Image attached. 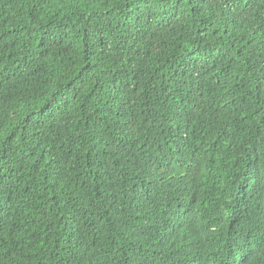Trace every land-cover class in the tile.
I'll return each instance as SVG.
<instances>
[{"label":"trees","instance_id":"obj_1","mask_svg":"<svg viewBox=\"0 0 264 264\" xmlns=\"http://www.w3.org/2000/svg\"><path fill=\"white\" fill-rule=\"evenodd\" d=\"M0 264H264V0H0Z\"/></svg>","mask_w":264,"mask_h":264}]
</instances>
